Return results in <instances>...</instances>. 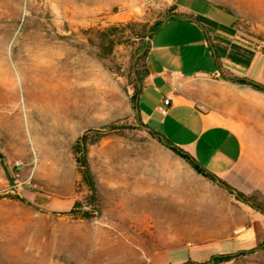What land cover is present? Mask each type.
<instances>
[{"label":"rangeland","instance_id":"rangeland-1","mask_svg":"<svg viewBox=\"0 0 264 264\" xmlns=\"http://www.w3.org/2000/svg\"><path fill=\"white\" fill-rule=\"evenodd\" d=\"M209 1L213 4L206 0H0V69L6 63L18 80L15 55L28 37H53L49 47L46 43L39 49L42 52L46 48L59 57L63 47L72 51L69 88L64 89L62 103L53 102L66 108L57 112L60 119L43 109L25 115L19 82L15 104L0 85V264H145L148 252L159 247L153 225L160 215L174 211V204L151 196L152 189L144 187L159 170L150 159L168 157L162 149H170L136 119L135 97L146 76L134 96L135 71H144V59L137 56L146 44L147 37L142 40L146 29L164 19L176 3L193 13L216 40L226 37L238 42L241 59L230 58L224 67L244 72L264 86V0ZM210 6L222 18L203 17ZM227 20H235L236 35L224 26ZM178 23L162 24L152 38L165 31L180 34L183 24ZM154 100L150 90L142 92L138 108L141 117L150 115L148 125L160 132L162 114L152 111ZM231 106V125L243 142L239 178L251 190L246 195L264 204V93L240 88ZM109 124L116 126L99 130ZM84 132L98 211L89 204L91 191L73 151ZM184 175L188 177L186 166ZM75 201L81 205L70 211ZM85 211L91 216L83 217ZM187 251L183 249L181 256ZM159 255L163 259L171 254L164 249ZM231 260L229 264H264V246Z\"/></svg>","mask_w":264,"mask_h":264},{"label":"crops","instance_id":"crops-1","mask_svg":"<svg viewBox=\"0 0 264 264\" xmlns=\"http://www.w3.org/2000/svg\"><path fill=\"white\" fill-rule=\"evenodd\" d=\"M174 4L175 11L182 16L166 19L162 24L175 20L183 24V32L169 35L165 31L158 37L151 36L145 59L148 74L138 100L142 92L150 90L156 101L152 111H159L163 98L170 97L166 112L162 114L159 111L162 114L160 133L232 188L250 193L237 172L243 155V142L231 125L234 122L231 102L240 88L264 91L224 78L223 75L227 74L244 76V72L224 67L230 58L241 59L242 46L226 37L216 40L193 13L185 12ZM212 7H207L201 15L213 21V15L222 18L216 7ZM234 22L227 20L224 26L236 35L238 30ZM172 60L175 61L173 65L167 62ZM149 118V114L141 117L146 124ZM162 151L168 152V157L155 155L150 159L159 170L152 174L150 184L145 183L144 187L152 189L151 196L167 198V202L174 204V211L160 215L154 223L159 247L148 252L145 264L204 261L212 254L247 250L264 241V213L198 174L171 149ZM185 166L188 177L184 175ZM144 194L148 196L146 190ZM181 247L188 250L187 256H181ZM164 249L171 255L162 259L159 253Z\"/></svg>","mask_w":264,"mask_h":264},{"label":"bare ground","instance_id":"bare-ground-1","mask_svg":"<svg viewBox=\"0 0 264 264\" xmlns=\"http://www.w3.org/2000/svg\"><path fill=\"white\" fill-rule=\"evenodd\" d=\"M46 43L49 47L53 43V37L50 35L28 37L24 43L20 44L15 55L18 80L13 76L11 68L4 63L3 68L0 69V85L7 99L15 104L19 82L25 115L34 109H43L57 118L60 116L57 112H65L66 108L64 105L57 108L53 102L62 103L66 95L64 89L69 88L72 51L63 47V54L59 57L46 48L43 52L40 51L39 49ZM80 65L81 63L78 66ZM77 79H81V74Z\"/></svg>","mask_w":264,"mask_h":264},{"label":"trees","instance_id":"trees-1","mask_svg":"<svg viewBox=\"0 0 264 264\" xmlns=\"http://www.w3.org/2000/svg\"><path fill=\"white\" fill-rule=\"evenodd\" d=\"M182 14L178 13L177 11H175V4L173 5V7L168 11L166 17L162 20L156 21L148 30L146 29L145 31V35L142 37V40L144 41V37H147V41L146 44H144L143 46L140 47V54L137 56V59H144V71L142 74H138L137 71H135V74L137 76V82L138 85L136 86L135 89V94L134 96L137 95V93L139 92V87L141 85V80H142V76H146L148 74V70L146 67V63H145V59H146V55H147V51H148V47H149V42L151 39V36L153 34V32L155 30H157L161 24L163 23L164 20L166 19H170V18H176V17H181ZM224 78L231 80L232 82H236V83H240V84H246L249 85L255 89H259L264 91V86L251 79L248 77H241V76H235V75H223ZM136 101H135V107L137 110V116L136 119L139 122V124L141 126H143L147 132L152 135L153 137L157 138L159 142H161L163 145H165L166 147L172 149L176 154H178L179 156H181L183 159H185V161L200 175H202L203 177L213 181L214 183H217L218 185L224 187L225 189H227V191H229L230 193H232L236 199L241 200L247 204H249L251 207H253L254 209L264 213V204L257 202L252 196L250 195H246L245 193L236 190L234 188H232L230 185H228L226 182H224L223 180H221L220 178H218L215 174H213L212 172L208 171L207 169H205L193 156H191L187 151L183 150L182 148L178 147L177 145H175L173 142H171L168 138H166L163 134H161L160 132L152 129L148 124L144 123L141 119L140 113H139V108H138V96L135 97ZM115 124H109V125H104L101 126L99 128L100 131H103L105 129L107 130H112L115 128ZM87 146H88V142H87V133L84 132L81 135H79L73 145V151L75 153V160L78 164L80 173H81V178L82 180L85 182V184L88 186L89 190L91 191V195L89 196V204H92L96 210H99V202H98V197L96 194V185H95V181L93 178V175L90 172L89 166H88V161H87ZM21 200H25L24 198H21ZM81 205L80 201H75L73 208L70 211H73L77 206ZM92 213H89L88 211H85L83 213V217H88L91 216ZM264 246V241H262L261 243H259L256 247L251 248V249H247V250H240L237 252H231V253H216V254H212L207 260L204 261H193V260H186L181 264H218V263H222V262H227L231 259H233L234 257H236L237 255L240 254H245L247 252H252L258 248H261Z\"/></svg>","mask_w":264,"mask_h":264},{"label":"built area","instance_id":"built-area-1","mask_svg":"<svg viewBox=\"0 0 264 264\" xmlns=\"http://www.w3.org/2000/svg\"><path fill=\"white\" fill-rule=\"evenodd\" d=\"M169 102H170V97L167 96V97H164V98H163V105L159 106V108H158L159 111H160L162 114H164V113L166 112V105H168ZM15 164L17 165L18 162L16 161Z\"/></svg>","mask_w":264,"mask_h":264},{"label":"water","instance_id":"water-1","mask_svg":"<svg viewBox=\"0 0 264 264\" xmlns=\"http://www.w3.org/2000/svg\"><path fill=\"white\" fill-rule=\"evenodd\" d=\"M164 21H165V20H164ZM164 21H163V22H164Z\"/></svg>","mask_w":264,"mask_h":264}]
</instances>
